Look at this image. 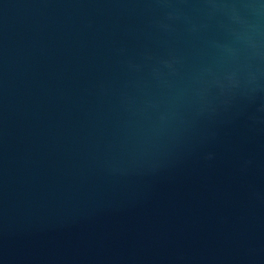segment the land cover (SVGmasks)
Wrapping results in <instances>:
<instances>
[{
  "label": "water",
  "instance_id": "obj_1",
  "mask_svg": "<svg viewBox=\"0 0 264 264\" xmlns=\"http://www.w3.org/2000/svg\"><path fill=\"white\" fill-rule=\"evenodd\" d=\"M0 264H264V0H0Z\"/></svg>",
  "mask_w": 264,
  "mask_h": 264
}]
</instances>
